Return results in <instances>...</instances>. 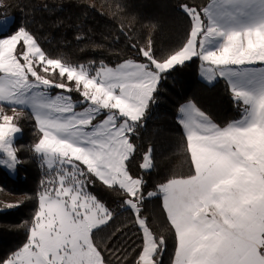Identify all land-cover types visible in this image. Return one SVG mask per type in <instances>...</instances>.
Masks as SVG:
<instances>
[{"label": "snow or ice", "instance_id": "obj_1", "mask_svg": "<svg viewBox=\"0 0 264 264\" xmlns=\"http://www.w3.org/2000/svg\"><path fill=\"white\" fill-rule=\"evenodd\" d=\"M181 8L192 22L188 38L163 59L151 40L131 45L142 59L109 66L51 57L24 28L0 38V165L20 163L14 141L21 128L7 107L35 120L34 152L49 173L26 242L0 264H108L95 236L114 214L87 190L97 180L122 193L134 214L142 234L136 264H160L166 248L142 215L150 197L161 199L173 231V264H264V0ZM6 25L0 21V31ZM194 58L204 78L226 82L239 118L221 126L194 103L180 106L190 172L146 192L130 171L135 139L162 81ZM142 159V169L154 167L151 148Z\"/></svg>", "mask_w": 264, "mask_h": 264}, {"label": "trees", "instance_id": "obj_2", "mask_svg": "<svg viewBox=\"0 0 264 264\" xmlns=\"http://www.w3.org/2000/svg\"><path fill=\"white\" fill-rule=\"evenodd\" d=\"M0 19L12 17L10 36L19 28L31 33L42 48L54 58L72 64L115 66L125 59H142L131 47L152 41L154 54L163 59L180 48L188 38L192 22L181 5L201 10L211 0H1ZM202 62L194 58L171 70L160 86L157 102L150 108L144 126L135 139L137 151L130 160V171L145 181V191H156L172 176L187 175L190 162L185 152L182 127L177 122L180 106L192 102L217 124L224 126L238 119L236 106L226 82L213 85L199 76ZM63 90L54 89L53 94ZM79 100V94H71ZM7 113L12 111L5 107ZM17 124L21 136L16 140L17 178L0 168V259L7 258L27 240L38 194L46 175L34 145L40 138L35 120L28 111H20ZM151 148L154 167L141 168L143 155ZM90 192L109 207L113 221L98 231L95 242L104 250L108 264H136L142 246V234L125 196L107 188L100 181ZM16 205L9 209L7 204ZM142 215L157 236L166 240L159 256L160 264H173L175 238L159 197L146 198Z\"/></svg>", "mask_w": 264, "mask_h": 264}, {"label": "rangeland", "instance_id": "obj_3", "mask_svg": "<svg viewBox=\"0 0 264 264\" xmlns=\"http://www.w3.org/2000/svg\"><path fill=\"white\" fill-rule=\"evenodd\" d=\"M2 4V1L0 0V5ZM5 19H7L9 22H10V26H8V25H6L5 27H4V29H3V31H0V38H4V37H6L7 35H5V33L8 31V29L11 27V25H12V22H13V18L12 17H4V18H1L0 19V21H3V20H5ZM19 50V49H18ZM202 65V64H201ZM199 76H200V79L204 82V83H206V84H208V85H213V84H215L217 81H219V80H221V79H217V80H215V81H208L206 78H204L203 76H202V67L200 68V74H199ZM54 90V89H53ZM58 93H61V92H58ZM57 94V93H56ZM192 103V102H191ZM186 104H188V103H186ZM185 105V104H184ZM4 111H5V108H4ZM6 112V111H5ZM7 113V112H6ZM12 113V112H11ZM11 113H7L8 115H11ZM21 136V132L20 133H18L17 134V136H16V139H15V141H14V146L16 147V145H15V142H16V140L19 138ZM37 156H38V159H39V161H40V163H41V166H42V168H43V171H44V173H45V175H46V178H45V181H46V179L48 178V175H49V173H48V170H47V168H46V165H45V163H44V161L39 157V155L37 154ZM0 158H6V157H2V154H0ZM0 168H2V169H4L5 171H6V173L11 177V178H13V179H16L17 178V174H18V165L16 166V168L14 169V170H10V169H8L5 165H0ZM146 171H149V170H146ZM91 185V184H90ZM89 185V186H90ZM90 187H88V191L90 192ZM91 193V192H90ZM92 194V193H91ZM94 195V194H93Z\"/></svg>", "mask_w": 264, "mask_h": 264}, {"label": "crops", "instance_id": "obj_4", "mask_svg": "<svg viewBox=\"0 0 264 264\" xmlns=\"http://www.w3.org/2000/svg\"><path fill=\"white\" fill-rule=\"evenodd\" d=\"M200 74V73H199Z\"/></svg>", "mask_w": 264, "mask_h": 264}]
</instances>
